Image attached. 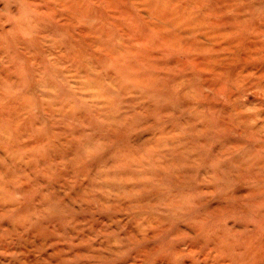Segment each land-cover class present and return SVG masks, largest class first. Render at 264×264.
Wrapping results in <instances>:
<instances>
[{
  "label": "rangeland",
  "instance_id": "1",
  "mask_svg": "<svg viewBox=\"0 0 264 264\" xmlns=\"http://www.w3.org/2000/svg\"><path fill=\"white\" fill-rule=\"evenodd\" d=\"M0 264H264V0H0Z\"/></svg>",
  "mask_w": 264,
  "mask_h": 264
},
{
  "label": "bare ground",
  "instance_id": "2",
  "mask_svg": "<svg viewBox=\"0 0 264 264\" xmlns=\"http://www.w3.org/2000/svg\"><path fill=\"white\" fill-rule=\"evenodd\" d=\"M204 0H199L200 3H203Z\"/></svg>",
  "mask_w": 264,
  "mask_h": 264
}]
</instances>
